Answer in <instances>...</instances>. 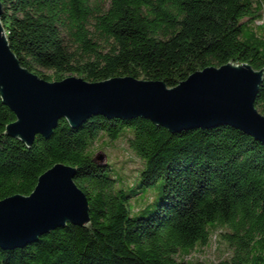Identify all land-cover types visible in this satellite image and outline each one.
I'll list each match as a JSON object with an SVG mask.
<instances>
[{"label":"trees","instance_id":"obj_1","mask_svg":"<svg viewBox=\"0 0 264 264\" xmlns=\"http://www.w3.org/2000/svg\"><path fill=\"white\" fill-rule=\"evenodd\" d=\"M0 2L11 50L49 81L132 76L173 86L230 59L264 67V0ZM254 105L264 114V78ZM12 120L0 99V199L29 194L62 162L76 167L90 225L66 223L0 247V264H202L190 253L211 235L221 248L216 264H264L263 141L228 124L171 132L139 116L96 114L73 127L60 118L27 147L4 133ZM101 135L139 157L134 175L94 157Z\"/></svg>","mask_w":264,"mask_h":264},{"label":"water","instance_id":"obj_2","mask_svg":"<svg viewBox=\"0 0 264 264\" xmlns=\"http://www.w3.org/2000/svg\"><path fill=\"white\" fill-rule=\"evenodd\" d=\"M264 67L232 59L207 65L173 86L163 80L116 76L87 81L67 75L49 81L23 66L11 50L0 2V99L14 114L4 133L31 147L60 118L70 126L92 115L143 117L171 132L228 124L264 142V114L254 98ZM76 167L58 162L43 171L29 194L0 199V247L19 248L66 223L90 225Z\"/></svg>","mask_w":264,"mask_h":264},{"label":"rangeland","instance_id":"obj_3","mask_svg":"<svg viewBox=\"0 0 264 264\" xmlns=\"http://www.w3.org/2000/svg\"><path fill=\"white\" fill-rule=\"evenodd\" d=\"M92 150L94 157L101 161H110L114 168L127 176H132L141 166V161L126 145L123 139L110 140L106 136H99L93 143ZM161 180L159 179L157 183ZM156 184L148 187L147 190L155 191ZM151 197V192L146 194V199ZM143 205V204H142ZM137 204L133 202V209ZM217 241L214 235L210 236L208 243L202 247H196L190 253L191 258H197L202 264H216L220 256V247L216 246Z\"/></svg>","mask_w":264,"mask_h":264}]
</instances>
